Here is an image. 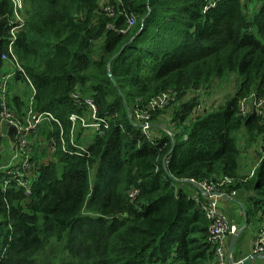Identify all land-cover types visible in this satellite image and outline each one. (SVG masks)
I'll return each instance as SVG.
<instances>
[{
  "label": "trees",
  "instance_id": "obj_1",
  "mask_svg": "<svg viewBox=\"0 0 264 264\" xmlns=\"http://www.w3.org/2000/svg\"><path fill=\"white\" fill-rule=\"evenodd\" d=\"M25 3L27 24L11 63L31 79L34 112H52L70 146V115H89L73 97L79 93L94 99L110 127L72 155L63 151L58 127L41 123L39 133L56 141V151L33 133L38 176L27 195L16 181L4 185L1 168L16 144L1 129L0 90V264H218L202 202L181 184L232 178L226 190L250 192L254 212L264 215V115L251 104L264 98V0ZM12 12L11 0H0V69ZM235 73L234 95L199 110L201 91L211 95ZM163 94L168 102L153 110ZM26 102L25 92L8 100L20 119ZM138 112L149 116L153 138ZM239 133L257 145L252 176L239 172Z\"/></svg>",
  "mask_w": 264,
  "mask_h": 264
},
{
  "label": "built area",
  "instance_id": "obj_2",
  "mask_svg": "<svg viewBox=\"0 0 264 264\" xmlns=\"http://www.w3.org/2000/svg\"><path fill=\"white\" fill-rule=\"evenodd\" d=\"M13 5V12L9 18V36L7 38L6 51L2 54L4 60L10 62L17 61L18 56L16 52V46L19 34L25 30L27 24V18L25 16L26 5L25 0H11ZM105 13L112 16L114 10L110 6H105L103 8ZM18 71H20L29 83L32 85L31 79L27 75L25 69L21 65L15 66ZM14 71H8L1 75L0 79V90L2 92V123H7L12 127L15 134V152L10 159V163L1 168L7 176L3 179L5 181L4 185L7 187L11 182H17V184L26 189L27 195L31 194L32 188V178H37L36 174V164L31 161L30 151L32 149V144L36 143V139L32 138L33 133H39V125L45 121L48 122L51 131H57V127L61 133V139L63 144V151L72 155H81L82 152L87 150V144H84L89 135V130H92L97 134L98 132H104V129L110 127V122L106 117L100 116L98 114V107L92 97L85 96L81 97L79 93H74L73 97L79 103L80 106H87L89 115H83L79 113H72L69 120L72 122V131L70 135V146H66V141L64 137V130L61 122L52 112H42L35 113L33 106V97L29 105L28 113L25 119L18 118L11 108L9 107L7 100V92L9 88L10 81L14 77ZM169 100V96L163 94L157 99L153 100L151 107L155 110L158 106L165 105ZM253 110L258 115H264V98L253 99L251 102ZM248 103L243 101L240 106V112L246 114L248 112ZM137 117L147 119V121L140 124L143 128L144 133L151 135L154 129L152 128V123L148 121V115L137 113ZM57 124V125H56ZM85 129V130H82ZM82 132V138L79 140L78 135ZM39 143L49 147L51 153H55L56 141L54 139L51 142H45L44 139H38ZM169 159H165V163H168ZM254 170L250 173L252 176ZM185 184H192L197 190V195L193 196L192 199L196 201H201L203 209L206 216L210 222V236L209 242L214 248L218 264H240L242 261L234 262L229 260L226 254V238L229 234L238 233V227L230 222L227 212L220 207L222 200L225 199H238L242 195L238 190L227 191L226 186L233 183L232 178H224L219 183L213 181L204 180L196 181L195 179L186 180ZM202 198V200H201ZM254 254L264 255V215L261 217V230L258 234V238L255 244Z\"/></svg>",
  "mask_w": 264,
  "mask_h": 264
},
{
  "label": "crops",
  "instance_id": "obj_3",
  "mask_svg": "<svg viewBox=\"0 0 264 264\" xmlns=\"http://www.w3.org/2000/svg\"><path fill=\"white\" fill-rule=\"evenodd\" d=\"M5 61H4L5 62L4 67L2 69H7L11 72L14 71L15 73L14 77L12 78L9 84V88L7 92L8 100L14 99L18 95L21 96L22 93L25 92V95L30 105L32 97L34 96L33 85L28 83L30 86L29 88L30 92H29V90L25 88V85H26L25 82L20 80L17 76L19 75L17 74L18 69L10 61L8 60H5ZM13 81H15L14 85L16 87V92L10 93V86ZM21 83L24 86L23 89H22ZM1 129L5 135V138L9 141V143H11L12 140L14 139L13 137L14 133H13L12 128L8 126H4ZM48 129L50 130L49 126H48ZM5 148H2V150L6 152L8 148L7 147ZM255 167L252 170H254ZM250 173H248V175ZM184 184H181V185L184 186ZM186 185L190 186L188 187V189L190 190L191 195L193 196L197 195V190L195 187L191 186L190 184L189 185L186 184ZM187 186H184V187H187ZM242 198H244L243 201H240V199H236V200L235 199H225V200H222L220 204V207L227 212L230 222L238 227V233L229 234L226 238V245H225L226 254L229 260H233L234 262L242 261L240 264H264V255H258L255 258L251 259L249 262H243L245 258L254 254L255 244L258 238V234L261 230V219L257 215L258 212H254L255 205L252 208L251 212L247 210L246 207H244L245 203H248L251 199H255L251 197V193L250 192L243 193ZM254 215H257V216H254ZM241 221L245 224L244 228L242 229L240 228ZM245 233H247L248 236H245L244 235ZM234 236H235V242L232 248V240Z\"/></svg>",
  "mask_w": 264,
  "mask_h": 264
},
{
  "label": "rangeland",
  "instance_id": "obj_4",
  "mask_svg": "<svg viewBox=\"0 0 264 264\" xmlns=\"http://www.w3.org/2000/svg\"><path fill=\"white\" fill-rule=\"evenodd\" d=\"M26 5V3H25ZM27 7V6H26ZM9 70L7 69H1L0 70V75L1 74H5L7 73ZM14 82L13 81L11 83V86H10V93H15L16 92V87L14 85ZM240 82V79H239V75L237 73L233 74L230 78V80L224 84L221 89L219 88L217 91H213V93L211 95H205L204 96V92L201 91V99H205L204 102L202 103V106H199V110L202 108V107H206V108H213V106H220L221 104H224V102L226 101V99L229 97V96H232L234 95L235 91H236V88L238 86V83ZM22 85V89H23V84L21 83ZM29 92H30V89L28 88ZM28 103V102H26ZM204 109V108H203ZM153 125V123H152ZM4 126H8V124H4ZM154 126V125H153ZM152 126V127H153ZM9 127V126H8ZM169 133H171L169 130H168ZM93 136H95V132L92 131V130H89V135H88V138L86 139V141L84 142V144H87L88 142H90L93 138ZM39 137L44 139L43 135L39 134ZM236 138H237V143H238V146L239 148L242 150V154L240 155L239 157V162H240V169H239V172L240 174H248L251 172V170L254 168V166L257 164L258 162V158H257V153H256V149H257V145H248L244 135H242L241 133L239 134H236ZM12 147L13 146H10L9 149L12 150ZM8 153V150L5 152L3 151V154H7ZM8 160H10L8 158ZM184 186H187L186 184H184ZM189 187V186H187ZM241 197V196H240ZM238 198L240 199V201H243L244 198ZM244 203V202H243ZM256 203V200L255 199H251L248 203H245V206L247 210H249L250 212L252 211V208L254 207ZM257 215L259 216V218L261 219L262 217V213L261 212H258ZM257 215H254V216H257ZM243 221V220H242ZM240 222V228H244L245 224L243 222ZM245 236H248L247 233L244 234Z\"/></svg>",
  "mask_w": 264,
  "mask_h": 264
},
{
  "label": "water",
  "instance_id": "obj_5",
  "mask_svg": "<svg viewBox=\"0 0 264 264\" xmlns=\"http://www.w3.org/2000/svg\"><path fill=\"white\" fill-rule=\"evenodd\" d=\"M109 73H110V75L112 74L111 72H109ZM13 136H14V134H13ZM234 242H235V236L233 237V240H232V248H233ZM256 256H257V254H253V255L245 258L243 260V262H249L251 259L255 258Z\"/></svg>",
  "mask_w": 264,
  "mask_h": 264
},
{
  "label": "clouds",
  "instance_id": "obj_6",
  "mask_svg": "<svg viewBox=\"0 0 264 264\" xmlns=\"http://www.w3.org/2000/svg\"><path fill=\"white\" fill-rule=\"evenodd\" d=\"M4 124H5V123H4ZM6 124H7V123H6ZM8 126H9V125H8ZM9 127H10V126H9ZM50 127H52V125H51ZM11 128H12V127H11ZM12 130H13V129H12ZM13 133H14V131H13ZM14 136H15V134H14ZM14 136H13V137H14Z\"/></svg>",
  "mask_w": 264,
  "mask_h": 264
}]
</instances>
